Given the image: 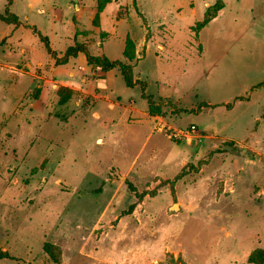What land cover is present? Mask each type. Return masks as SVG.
Masks as SVG:
<instances>
[{
  "label": "rangeland",
  "instance_id": "374dc122",
  "mask_svg": "<svg viewBox=\"0 0 264 264\" xmlns=\"http://www.w3.org/2000/svg\"><path fill=\"white\" fill-rule=\"evenodd\" d=\"M97 1L12 0L21 25L0 21V264H257L264 0H107L94 21ZM32 28L128 61L155 115L118 69L54 65Z\"/></svg>",
  "mask_w": 264,
  "mask_h": 264
},
{
  "label": "trees",
  "instance_id": "16d2710c",
  "mask_svg": "<svg viewBox=\"0 0 264 264\" xmlns=\"http://www.w3.org/2000/svg\"><path fill=\"white\" fill-rule=\"evenodd\" d=\"M5 7L2 14H0V21L7 24V25H13V26H19L21 25V21L18 19V17L11 13L9 11V6L12 2V0H5ZM103 1V2H102ZM98 0L96 5V14L94 17V21L98 17V13H100L104 7V4L107 2V0ZM133 4H134V0ZM221 9V6L218 4H213L209 6L201 21H198L194 25L195 31H198L202 29L208 22H210L213 18H215L216 13ZM32 32L37 34L40 41L43 43L45 50L47 54L50 56V58L53 60L54 65H65L70 59L76 58L79 54L84 56L85 62L87 65L90 66H96L99 67L103 71H109L112 69H118L123 82L127 88H133L135 86H138L141 90V98L145 99L148 105V112L150 115H155L156 110L154 109L155 106H157V102L153 100L151 95H148L144 92L146 88V83L144 81H140L138 79H135L132 74V66L127 61L122 60H111L107 58L104 55H93L89 52V49L87 45L83 42H74L72 45H69L65 48V50L57 54L56 51L52 50L49 46L48 38L44 35H42L39 31L36 30V28H32ZM134 46L132 45V42L127 40L125 42V48L123 51V57L125 59H128L131 61L134 57ZM260 85H264V80L261 82ZM65 100V98H61L59 100V103H62ZM208 107L209 105L206 103H201L198 105V110L201 107ZM178 178V177H176ZM128 189L131 191H134L133 186L130 183H127ZM142 195H137V199H141ZM135 207V204H130L125 212L123 214H129L133 211ZM45 252H47L50 256H52V252L50 250V246L46 245L44 248ZM0 259H13L12 256H10L6 251L0 250ZM264 261V251L263 250H255L253 251L249 257L248 262L249 263H257L262 264Z\"/></svg>",
  "mask_w": 264,
  "mask_h": 264
},
{
  "label": "built area",
  "instance_id": "2783aa9c",
  "mask_svg": "<svg viewBox=\"0 0 264 264\" xmlns=\"http://www.w3.org/2000/svg\"><path fill=\"white\" fill-rule=\"evenodd\" d=\"M164 124H161L159 121L157 123V130L158 131H161L163 128H164ZM194 132V126H191L190 128H186V129H183V130H173V133L172 135L174 137H182V138H185V139H188L190 134Z\"/></svg>",
  "mask_w": 264,
  "mask_h": 264
},
{
  "label": "crops",
  "instance_id": "0c3cea01",
  "mask_svg": "<svg viewBox=\"0 0 264 264\" xmlns=\"http://www.w3.org/2000/svg\"><path fill=\"white\" fill-rule=\"evenodd\" d=\"M80 55V54H79ZM83 56V55H82Z\"/></svg>",
  "mask_w": 264,
  "mask_h": 264
}]
</instances>
